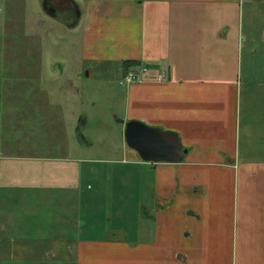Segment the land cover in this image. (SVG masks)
Listing matches in <instances>:
<instances>
[{
  "label": "crops",
  "instance_id": "1",
  "mask_svg": "<svg viewBox=\"0 0 264 264\" xmlns=\"http://www.w3.org/2000/svg\"><path fill=\"white\" fill-rule=\"evenodd\" d=\"M4 2L39 3L56 23L61 15L69 28L83 24L81 62L111 64L119 81L124 62L148 67L143 83L126 86L125 122L176 135L187 155L180 164L145 163L126 144L110 163L74 155L83 138L70 140L53 92L72 69L54 61L49 79L15 82L33 98L18 103L12 90L4 96L0 35V218L8 221L0 264H264V4ZM67 81L63 88L73 90ZM35 116L55 145L12 142L11 131Z\"/></svg>",
  "mask_w": 264,
  "mask_h": 264
},
{
  "label": "rangeland",
  "instance_id": "2",
  "mask_svg": "<svg viewBox=\"0 0 264 264\" xmlns=\"http://www.w3.org/2000/svg\"><path fill=\"white\" fill-rule=\"evenodd\" d=\"M249 1L246 0V3ZM253 3L264 4V0H253ZM28 5L27 8L25 5L20 8L11 4L5 7L4 0H0V9H3V13L0 14V25L6 27L7 31L4 33L5 28L2 32L0 31V35L5 34L6 36L4 39L6 49L3 75V83L6 85L4 96L10 95L12 90L19 96L16 99L18 103H25L30 99L32 101L33 98H30L28 94L30 88L20 85L15 87L13 86L15 82H25L35 78L39 81L49 79V75L53 71L50 62L51 64L54 61L61 62V68L67 67L72 70L65 69L64 74H61L59 78L61 82L54 83L53 92L55 101L62 104L63 109L67 111V120H69L70 128L72 127L70 140L73 144H78L80 138H83L81 145H76L74 148V155L109 163L120 159L125 145L122 134L124 126L121 125V122L126 120L127 88L119 86L118 75L113 71L114 69H111V64L102 65V62L100 64L94 62L84 64L81 62L83 24L79 28H69V24L64 22L61 15L56 18L61 23L53 21L48 14L43 12L42 4L37 3L36 6H31L28 2ZM8 11H11L10 14ZM34 11H38L39 19L41 18L40 20L43 21L42 24L36 22L37 19L32 13ZM112 45V43H108L107 46L110 48L115 46L114 49H118L116 45ZM83 67L90 68L92 76L86 77L87 70H81ZM106 67H109L110 70ZM70 78H72V83H75L73 90L63 88L68 83L67 79ZM31 93L30 91V95ZM11 105L12 107L9 106V108L18 106V104ZM0 109L3 111V107ZM8 112H14V110L11 109ZM15 112L18 111L15 110ZM53 116L54 114L51 115V117ZM79 117H83L84 120H80ZM7 121L9 122L7 126L14 129L13 121L16 119L13 113H11L10 120ZM41 122L43 121L41 120ZM31 123L34 126L30 125ZM37 123L39 124V121L36 116L28 123H24L23 126L19 122L20 126L17 125V128L23 130L14 133L11 131L9 136L12 142L20 140L23 146H31L34 143L36 145L41 143L55 145L57 140H53V135L47 134L46 126L43 128L40 125H35ZM19 134L23 138L18 137ZM2 137H5L7 141L10 140L6 134ZM8 144L10 143L8 142ZM109 170V167L100 169L104 174L109 173ZM44 212L47 219L54 215L50 209L44 210ZM4 224H8V221H3L0 218V230Z\"/></svg>",
  "mask_w": 264,
  "mask_h": 264
},
{
  "label": "water",
  "instance_id": "3",
  "mask_svg": "<svg viewBox=\"0 0 264 264\" xmlns=\"http://www.w3.org/2000/svg\"><path fill=\"white\" fill-rule=\"evenodd\" d=\"M86 73V77H87ZM126 146L145 163L180 164L187 151L176 135L149 128L138 122H121Z\"/></svg>",
  "mask_w": 264,
  "mask_h": 264
},
{
  "label": "built area",
  "instance_id": "4",
  "mask_svg": "<svg viewBox=\"0 0 264 264\" xmlns=\"http://www.w3.org/2000/svg\"><path fill=\"white\" fill-rule=\"evenodd\" d=\"M149 71H150L149 68L146 66H142V65L135 66L123 74V76L119 81V86L128 87L133 84H141L144 82L145 77L148 75ZM163 81H164L163 74L160 73L158 76V82H163Z\"/></svg>",
  "mask_w": 264,
  "mask_h": 264
},
{
  "label": "trees",
  "instance_id": "5",
  "mask_svg": "<svg viewBox=\"0 0 264 264\" xmlns=\"http://www.w3.org/2000/svg\"><path fill=\"white\" fill-rule=\"evenodd\" d=\"M135 66H139L137 63L135 62H124L122 64L123 67V73L127 72L129 69L135 67Z\"/></svg>",
  "mask_w": 264,
  "mask_h": 264
}]
</instances>
